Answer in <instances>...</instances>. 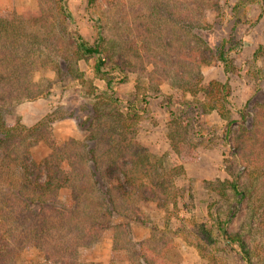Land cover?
Listing matches in <instances>:
<instances>
[{
	"label": "rangeland",
	"instance_id": "obj_1",
	"mask_svg": "<svg viewBox=\"0 0 264 264\" xmlns=\"http://www.w3.org/2000/svg\"><path fill=\"white\" fill-rule=\"evenodd\" d=\"M215 1L219 8L214 4L200 7L196 0H97L95 20L101 21L103 47L112 61L126 66L128 77L110 101L107 80L94 70L95 59L74 55L73 31L90 45L98 40L95 24L85 18L87 0H67L71 21L60 17L57 0H0V22H5L0 23V86L5 103L1 120L13 132L7 138L0 135V204L6 200L16 207L13 212L7 209L5 216L7 227L17 236L11 239L4 229L2 233V241L13 245V264L58 261L44 260L43 251L19 237L18 231L27 230V222L18 217L20 202L11 201L18 191L33 196L32 190L20 189L22 182L39 176L44 183L47 160L50 165H62L69 174L71 164L75 165L76 190L66 182L56 193L58 207L74 212L73 223L61 230L71 229L70 241L78 244L71 262L243 264L213 240L212 215L226 220L227 213L235 211V198H219L208 188L235 176L243 185L246 163L258 166L261 162L264 51L256 58L254 53L264 45V0ZM203 15L204 22L197 26ZM231 38L236 52L230 54L232 70L226 73L215 50ZM179 79L192 88L200 81L202 86L211 81L228 85L231 102L246 115L242 123L236 114L238 122L232 125L245 142L243 153L234 141L225 144L221 140L226 122L215 111L204 114L200 109L204 93L199 90L192 95L178 86ZM89 87L100 92L98 98L86 96ZM137 93H146L147 113L120 130L112 119H123ZM162 103L188 127L183 159L170 146V117ZM194 129L201 136L193 134ZM110 131H118L119 136ZM115 148L122 150L119 157L114 156ZM136 150L144 153L146 169L142 178L129 173V181L121 170L116 176L119 180L107 183L115 201L109 218L96 190L92 201L91 188L97 185L93 186L94 176L89 175L94 166L91 156L101 170L106 161H117L114 172L125 163L128 171ZM244 209L228 224L231 231L244 226ZM91 214L97 220L104 215V221L87 243L80 244L75 232L85 227L86 219L92 220ZM202 225L212 231L210 242L201 235ZM18 238H22L19 244H13Z\"/></svg>",
	"mask_w": 264,
	"mask_h": 264
},
{
	"label": "trees",
	"instance_id": "obj_2",
	"mask_svg": "<svg viewBox=\"0 0 264 264\" xmlns=\"http://www.w3.org/2000/svg\"><path fill=\"white\" fill-rule=\"evenodd\" d=\"M196 1L200 7L206 4H214L212 6L215 8H219L220 6V4H218V2L215 0ZM96 3L97 0H87L85 18L87 22H93L95 24L98 31V40L93 45H90L78 34V32L73 31L72 35L74 36L76 43L74 55L76 59H78L77 57H91L95 59V72L107 80L108 92L106 93V98L107 100L114 101V93L116 88L126 82L128 78L127 71L125 70L126 66L124 67L123 64L112 61L109 53L103 47L105 39L102 34L101 21L99 19L95 20ZM57 4L58 14L60 17L64 21H71L72 16L67 0H57ZM204 20L205 16L203 15L200 19H198L197 26H201L199 25V22H204ZM4 23H1V25ZM195 42L201 44V40L197 39ZM233 43H235V41H233V38H231L222 42L215 50V56L217 60L222 63L224 72L226 73L232 70L230 54L236 52L235 48L233 47ZM0 50H2V46H0ZM263 51L264 45L258 48V50L254 53V57H258V54L262 53ZM70 70H73V67H71ZM199 80L200 79L197 81ZM178 82V86L181 84L180 87L183 86V89H186L192 95L199 94V90L204 93V102L200 109L204 114H206L208 111H215L220 116V118L226 122V128L223 132L221 140L225 144H229L234 141L237 151L243 153L246 147L245 142L241 141L242 135L240 131H232V125L235 121L238 122L237 117H235L236 114L241 116L240 121H242V123L245 122L246 115H244L242 109H237L231 102L228 85L217 81H211L207 86H202L200 85V81L197 87L195 85V87L192 88L187 85L188 83H186L187 81L185 79H179ZM3 89L4 87L0 86V135L5 134L4 136L7 138L10 134H13V132L7 131V129L4 128L3 122L1 120L3 110L2 104H5L3 103ZM85 94L90 98H98L100 92H97V89L93 87H89V90ZM159 96L160 93H157V97ZM164 98L165 97L162 99ZM165 100H167V98H165ZM165 100H162V102H165ZM162 105H164V108L170 117V133L168 134L171 141L170 146L172 150L183 159L186 156L182 151V147L185 140V134H188V132H186V130L188 131V127L183 125L180 115L175 114L169 108L168 104L162 103ZM147 107L148 100L146 93L134 94L133 99H131L126 106V114L124 115L123 119H112V121L115 122L118 129L125 130V128H129L127 123L128 121H132L131 119L133 118L139 119L142 115L147 113ZM197 110L199 109L197 108ZM110 132L112 135V132H114L119 136L118 131ZM120 132L123 133L126 131ZM192 133L201 136L199 130L197 129H194ZM259 140L261 141V139ZM259 150L260 153L258 156L261 158L259 165L257 166L249 163H246L245 165V169L247 171L245 177L246 183H243L242 185L241 179L238 176H235L231 181H218L217 183L214 182L209 185L208 190L216 193L219 198H235V211H229L226 215V220H221L217 215H212L216 229V236H214V239L212 238V231L210 229H207L203 225L199 228L204 240L209 241L213 239L220 245L221 248H223L222 250L227 252L229 251L231 254H233V256L238 257L243 264H264V245L258 243L264 242V141L262 142V147ZM113 152H115L114 156L119 157L122 150L120 148H115ZM132 154L133 156L130 158L132 160L131 164L133 168L126 171L128 164L125 163L123 164V167H119V172H114V169L119 166L117 161H106L105 166L103 165L105 167L104 170H101V167H97V162L95 158L93 159V155L91 156L94 166L90 167L89 175L94 176L93 186L97 185L95 188H91L92 201H94L95 196L93 193L94 190H96L100 194L98 197L100 198L99 203L104 206L105 214H107L109 218L112 215L115 201L107 183L110 184L114 178L119 180L116 176L121 174V170L125 180L129 181L131 180L129 173H131L132 176H139L142 178V174L144 173L143 170L146 169L147 163L145 162L144 153L140 150H136L135 152H132ZM70 169L69 174L66 169L62 167V165H50V160H47L45 169L47 177L44 183L40 181L41 179L39 176L31 179L28 182H22V187L20 189L25 190L24 192H28L29 189L32 190L34 192L33 196H30L27 193H20L17 190L18 192L16 194V198L11 199L13 203L20 202L22 209L18 217L27 222V230L18 231L19 237L25 238V242L27 244L35 246L43 251L46 258L44 260L51 262L52 260L57 259L58 261L53 264H76L71 262L70 259L71 256L76 253L78 244L74 242V239L70 241V235L68 233L72 232L71 229H66L65 232L61 231L67 223H73L70 218L74 212L68 211V208L64 206L58 207L59 205L56 199V193L62 186H64L66 182H68L67 185L69 187H72V191L76 190L75 187L77 188V185L74 184V163L71 164ZM59 173H62L64 178L57 179L54 177ZM102 174L106 176V180H103ZM66 175L69 176V179H67L68 181H66ZM120 183L121 182L119 181V184ZM243 207L245 208L244 210H246V214L244 216V226L242 228L240 227L236 231H231L228 227V224L234 222L238 218V215L241 214V208ZM15 208L16 207L13 204H10L9 201H1L0 264H13L14 262V253L12 248L13 245L11 246L10 243L4 242V240L2 241V233H4V230H6L11 239H14L17 236L15 231L7 227L5 216V211L7 209H9L10 212H13ZM57 216L60 217V222L55 220ZM88 218L92 219L93 221L86 219L84 221L85 227L75 232L76 240L80 244L83 242L87 243L90 238L95 235L96 230L101 228V223L104 221V215L100 220H97L93 214H91ZM127 219H129V217H127ZM129 220L131 222L135 221V219ZM106 225L109 226L108 223ZM126 230L128 231V229ZM22 238H18L16 241H13V244L15 242L19 244L18 241ZM256 240H258V242ZM41 242L45 243L41 245ZM51 257L53 258L51 259Z\"/></svg>",
	"mask_w": 264,
	"mask_h": 264
}]
</instances>
